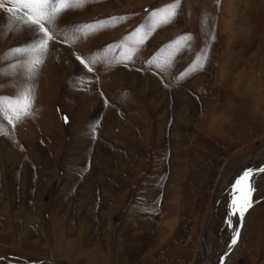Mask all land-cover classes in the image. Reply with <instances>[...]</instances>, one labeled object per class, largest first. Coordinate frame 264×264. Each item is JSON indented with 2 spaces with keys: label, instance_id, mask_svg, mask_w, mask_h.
<instances>
[{
  "label": "rangeland",
  "instance_id": "1",
  "mask_svg": "<svg viewBox=\"0 0 264 264\" xmlns=\"http://www.w3.org/2000/svg\"><path fill=\"white\" fill-rule=\"evenodd\" d=\"M172 2L87 0L28 54L10 50L44 37L0 9V97L31 98L0 115V264L218 261L231 196L207 234L214 192L264 155V0H179L153 26ZM260 176L230 264H264Z\"/></svg>",
  "mask_w": 264,
  "mask_h": 264
},
{
  "label": "snow or ice",
  "instance_id": "2",
  "mask_svg": "<svg viewBox=\"0 0 264 264\" xmlns=\"http://www.w3.org/2000/svg\"><path fill=\"white\" fill-rule=\"evenodd\" d=\"M86 2L87 0H0V9H3L5 13L9 14L13 22L33 25L44 37L30 48H15L10 51L14 54H28L35 51L46 50L48 42L53 39V32L50 31L49 27H46V24H54L56 19H58L65 10L83 7ZM178 4L179 0H173L171 4L153 11L151 14L153 26L169 23L176 15ZM123 19L125 18L113 17L111 18V21H99L95 24L81 25L73 29V32L87 35L100 27L107 26L111 22ZM74 38L75 37L72 39ZM187 39V37H180L177 39V42ZM140 42L142 43V40ZM127 58L131 59V54ZM29 63L34 67L35 65L42 63V60L39 57H34ZM81 63H84L82 59ZM90 70L91 69L89 68V71ZM30 108L31 98L28 90L22 91L18 95L12 97H0V115L10 123L14 124V119L19 120L23 115L29 114L28 110ZM258 173H264V168L255 170L249 169L236 181L237 189L241 191V198L244 201V203L236 209L241 217H243L247 208L251 207V192L254 190L252 188L251 180ZM242 183L244 189H240ZM233 204L236 205L235 199ZM232 243H236L235 238Z\"/></svg>",
  "mask_w": 264,
  "mask_h": 264
},
{
  "label": "bare ground",
  "instance_id": "3",
  "mask_svg": "<svg viewBox=\"0 0 264 264\" xmlns=\"http://www.w3.org/2000/svg\"><path fill=\"white\" fill-rule=\"evenodd\" d=\"M262 166H264V155H260V154L255 153L250 159L247 160L246 163H244L235 172V174H234V176L230 182H227V181L223 182L214 192L213 201H212L211 218H210V221H209L207 228H206L207 234L210 232L213 233L217 227V224H218V204H219L220 199L223 197V195L226 192H229L230 196H231L229 204H228V212H227L226 219H227V222L229 224H231L232 235L230 233V235L227 237V239L224 243V245H225L224 250L227 251V254H226V257L224 259L223 264H230L234 260L235 253H236L237 249L239 248V244H237L238 240L233 246H229L231 240L234 238V235L238 229L239 219L241 218L239 212L236 209L244 203L243 199L241 198V191H240V195H239V190L237 189L236 181L243 176V173L245 171H247L249 169H253V170L260 169ZM260 175H262V173L256 174L255 177L251 180V184H252L253 189H255V182L257 181L258 177H261ZM240 189H244L243 183L241 184ZM234 199L236 200V205L233 204ZM246 212L247 211H245L243 214V217H242L243 221H244V217L246 216ZM229 240H230V242H229ZM226 244H228V247H226ZM206 253H207V251L204 252L201 260H203ZM215 264H218V261Z\"/></svg>",
  "mask_w": 264,
  "mask_h": 264
},
{
  "label": "water",
  "instance_id": "4",
  "mask_svg": "<svg viewBox=\"0 0 264 264\" xmlns=\"http://www.w3.org/2000/svg\"><path fill=\"white\" fill-rule=\"evenodd\" d=\"M261 168H264V166H262ZM239 195H240V190H239ZM242 225H243V220H242V217H241V218L239 219L238 229H237V231H236V233H235V235H234V238L236 239V242H237V240H238V237H239V234H240V230H241V228H242ZM234 238H233V239H234ZM233 239L231 240L229 246H233V245H234V244L232 243ZM226 254H227V251H226V250H224V251L221 253V255H220L219 259H218V264H223L224 259H225V257H226Z\"/></svg>",
  "mask_w": 264,
  "mask_h": 264
}]
</instances>
